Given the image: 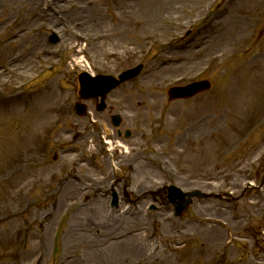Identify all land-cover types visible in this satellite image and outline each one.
<instances>
[{
	"label": "rangeland",
	"instance_id": "374dc122",
	"mask_svg": "<svg viewBox=\"0 0 264 264\" xmlns=\"http://www.w3.org/2000/svg\"><path fill=\"white\" fill-rule=\"evenodd\" d=\"M43 1L0 0V65L16 49L6 42L19 23L56 50L0 83V264H95L96 231L143 239L144 256L129 264H264V0H98L77 23L59 24L61 32ZM141 63L142 73L113 90L103 112L79 99L81 72L117 75ZM168 64L175 67L166 71ZM205 78L208 92L169 100L170 87ZM135 93L161 104L139 107ZM74 178L83 186L65 189ZM167 185L211 197L176 216L161 199ZM95 196L110 215L126 211L118 228L112 217L97 220ZM77 211L93 239L71 244Z\"/></svg>",
	"mask_w": 264,
	"mask_h": 264
},
{
	"label": "bare ground",
	"instance_id": "6f19581e",
	"mask_svg": "<svg viewBox=\"0 0 264 264\" xmlns=\"http://www.w3.org/2000/svg\"><path fill=\"white\" fill-rule=\"evenodd\" d=\"M52 2L50 12L54 10V5H53V0H50ZM98 0H55V3L61 7H64L65 9H68L66 13H63V23L58 22V20L52 19L55 28L58 29L60 32L63 31V29L59 26V24H62L65 26V28H68L71 26V21L73 23H77V21L80 20L79 16L89 13L88 12V5L89 4H96ZM22 10L26 12L25 7H22ZM74 10V11H72ZM72 14H71V12ZM20 16L23 18L24 12L20 13ZM27 17L31 18L30 13L27 14ZM88 17V16H87ZM33 22L30 20V23ZM41 23V21H40ZM91 26V25H90ZM19 31H16L18 30ZM92 29V26L89 27V30ZM33 30L30 29V27H25L23 23H19L15 27L14 34L12 37L6 42L7 45L10 43L16 42L17 45L15 46L16 49H13L14 51L12 53L7 54L3 58V62L0 65V83L2 84L4 79H6L8 76L12 74H17L19 77L23 76L24 73L32 68L34 66L37 69V53H48L49 48L47 47L46 50L44 47L40 46L37 42L40 41L39 37H36L37 35L32 33ZM114 32V31H111ZM90 34V33H88ZM75 39L76 40H88V35L81 33V32H74ZM100 37V35H97ZM36 37V38H34ZM35 40H34V39ZM26 39H33L32 44L34 46L29 47L28 45H24V40ZM54 51L52 50L51 53ZM111 54V53H110ZM176 55H170V56H160L161 61L164 59V61L169 62L175 57ZM85 59H80L78 62L83 63ZM175 66H171L170 64L167 65L164 69L166 71L170 70ZM48 87L52 89V87L55 89L56 88V82H49ZM148 91V89L144 90L143 92ZM138 93L134 94V99L136 100V104L139 105H146V106H157L161 104L160 98H155V97H145L144 99H140ZM31 100V99H30ZM141 107V106H139ZM112 148H115L116 146L114 145V142L112 141L111 144ZM262 154L261 150L260 152L257 153V156H260ZM74 177V175L72 176ZM75 179V178H74ZM78 180V183L76 182ZM98 181V180H97ZM253 185L254 183H249ZM65 189L68 187H77V186H83V183L81 182L80 178H76L75 180H71L70 183H67L65 185ZM114 185H111L113 187ZM97 187V184L95 185ZM60 190V189H59ZM58 190V191H59ZM64 201V198H62V202ZM95 203H96V208H95V213L98 221H101L100 224L103 222L106 223L108 222L111 217L114 218L112 219V224L113 227L118 228V218L124 215L126 211H123L122 214H109L108 210H104V201L100 196H95ZM82 212L77 211L76 213H73L71 216V223L69 226L68 230V237L70 238V243L71 244H77L78 242H85L86 240L89 241V239H93L92 237V232H90L87 228L86 225L82 224ZM110 215V217H108ZM105 225H103L104 227ZM214 227V226H213ZM215 228V227H214ZM212 228V229H214ZM97 230V228H96ZM103 230V229H102ZM94 231V230H93ZM125 231H122L121 235H123ZM93 235L96 237H101V239L98 240L94 239V243H96L97 246V251L96 255L91 256L95 264H129L130 258L131 259H142V254H143V248L145 245V242L143 239H138L135 237V234L128 237V238H123V237H118V236H110V235H102L101 231L100 232H95ZM126 236V235H125ZM124 236V237H125Z\"/></svg>",
	"mask_w": 264,
	"mask_h": 264
},
{
	"label": "water",
	"instance_id": "95a60500",
	"mask_svg": "<svg viewBox=\"0 0 264 264\" xmlns=\"http://www.w3.org/2000/svg\"><path fill=\"white\" fill-rule=\"evenodd\" d=\"M142 67L143 66L140 65L139 67H137V68H135L133 70H130L129 72L125 73L122 76V80L136 76L141 71ZM104 79L106 80V83L100 88H97L99 86L98 84H99L100 81L97 82L94 85V87L90 86L89 88H87V85H88L87 79L84 78V77H82V79H81L83 84H84V87H83L84 88V90H83L84 93H82V96H84V97L94 96L95 99H97V97L99 95L102 96V103L99 105V109L100 110L105 108L104 100L106 98L107 93L111 89H113L114 87H116L118 84L121 83V80L120 81L116 80L114 77H109L108 76V77H106ZM210 86H211V84L209 82H198V83H194V84H192V85H190L188 87H184V88H172L170 90V96L172 98H175V97L176 98H178V97H189V96H193L194 94H196V93H198V92H200L202 90L210 88ZM88 89L90 91H88ZM80 110L82 112H84L85 111V107L84 106H80ZM114 122H115V124H119V117L118 116L115 117ZM193 194H195V193H188L187 195L189 197H191ZM177 196L183 197L185 195L181 194V193L180 194H175V195H173V198H175ZM189 202H190V199L186 200V199L182 198V202L179 203V206H178L179 207V213H181L185 209V207L189 204Z\"/></svg>",
	"mask_w": 264,
	"mask_h": 264
}]
</instances>
